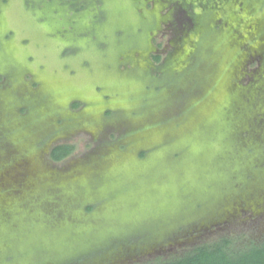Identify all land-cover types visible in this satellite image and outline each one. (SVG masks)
<instances>
[{
  "label": "rangeland",
  "instance_id": "obj_1",
  "mask_svg": "<svg viewBox=\"0 0 264 264\" xmlns=\"http://www.w3.org/2000/svg\"><path fill=\"white\" fill-rule=\"evenodd\" d=\"M0 238V264L263 241L264 0H0Z\"/></svg>",
  "mask_w": 264,
  "mask_h": 264
},
{
  "label": "trees",
  "instance_id": "obj_2",
  "mask_svg": "<svg viewBox=\"0 0 264 264\" xmlns=\"http://www.w3.org/2000/svg\"><path fill=\"white\" fill-rule=\"evenodd\" d=\"M155 61L159 57H154ZM72 152L68 145H57L50 151V158L62 161ZM232 241L227 238L193 247L182 256L162 260L157 258L153 264H264V240L243 249L231 248Z\"/></svg>",
  "mask_w": 264,
  "mask_h": 264
},
{
  "label": "water",
  "instance_id": "obj_3",
  "mask_svg": "<svg viewBox=\"0 0 264 264\" xmlns=\"http://www.w3.org/2000/svg\"><path fill=\"white\" fill-rule=\"evenodd\" d=\"M225 84V83H224ZM223 87V81H222V79H220L219 80V84H218V86L215 88V93H214V97H216L217 99H216V102H217V104L219 103V101L221 102V100L222 99H224V95H223V91L221 90V88ZM224 87H226L225 85H224ZM226 99V98H225ZM227 100V99H226ZM225 100V101H226ZM225 103L226 102H224V104H223V107H225V106H227V105H225ZM214 109H215V112H214V116H211V114L209 115V116H206L205 118L207 119V120H209V119H212V121H210V123H214V126L216 125V127H215V132L217 133V134H220L221 133V129L223 128V126L220 124V122H219V119H218V115L216 116V113H217V110L219 109V107L218 106H214ZM229 111V110H228ZM210 112V111H209ZM209 114V113H208ZM228 114L229 113H225V117L227 118V116H228ZM203 118H204V116H202ZM202 118V119H203ZM200 123H202L203 124V126L202 127H204V128H206L207 127V121L206 122H200ZM211 126V125H210ZM207 129V128H206ZM206 131V130H205ZM218 131V132H217ZM205 134H207V135H209L207 132H205ZM208 138H209V136H208ZM214 139H215V141L216 140H218L219 138L221 139V137L220 136H214L213 137ZM195 145H192V151L193 152H197V151H199L200 150V152L202 151L201 149H196V147H194ZM209 147V146H208ZM195 148V149H194ZM202 148V147H201ZM198 153V152H197ZM12 238H14V237H12ZM12 238L10 237V236H8V237H5L4 239L6 240V242L8 241L9 242V240H12ZM2 238H0V240H1Z\"/></svg>",
  "mask_w": 264,
  "mask_h": 264
}]
</instances>
